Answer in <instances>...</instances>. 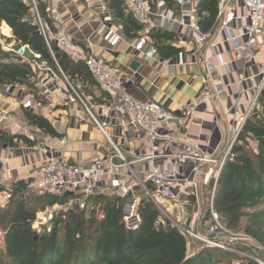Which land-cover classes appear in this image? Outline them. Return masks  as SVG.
I'll return each instance as SVG.
<instances>
[{
    "label": "crops",
    "instance_id": "obj_1",
    "mask_svg": "<svg viewBox=\"0 0 264 264\" xmlns=\"http://www.w3.org/2000/svg\"><path fill=\"white\" fill-rule=\"evenodd\" d=\"M173 1L172 7L168 8L177 19L190 18L197 23L196 8L192 10L188 5L180 6ZM185 1L188 3L191 0ZM47 5V8L56 10L55 18L59 19V23L53 19L56 30L64 29L71 41L89 49L93 55L117 69L132 97L140 101L153 100L172 112H178L197 95L203 72L202 59L207 57L209 61L216 62L214 49L199 47L197 35L179 23L170 22L162 27L158 18L152 17L149 23H142L144 29L137 37L128 38L122 33L119 23L108 14L103 0H54L47 1ZM227 10L239 15L244 13L236 0H230ZM1 28L2 34L9 37V27L2 23ZM151 28L173 33L174 39L166 42L180 48L185 57L195 51V59L179 63L176 54L163 57L147 35ZM109 34L117 35L112 43L107 41ZM151 48L155 49L153 54H150ZM221 50L227 59V48L222 47ZM30 66L34 72L31 88L18 85L0 88V106L6 116L0 123V134L20 135L30 142L14 138V146L0 144V183L11 184L28 179L39 165L50 158L70 162L105 158L111 151L106 136L120 149L136 174L148 169L147 163L141 160L148 149L146 139L130 129L128 115H117L102 107L106 96L96 82H77L87 111L74 96V89L67 84L69 81L61 70H52L44 62L32 61ZM263 66L264 52H261L248 65L237 62L232 68L217 67L211 73V83L223 85L225 90L218 98L201 107L188 120L186 127L178 129L174 122L171 124L169 138L174 144L169 147L168 153L189 152L195 146H200L204 155L214 158L223 153L233 121L246 113L254 94L250 80L240 86L245 91L239 94V77L245 74L259 82ZM26 99L31 100L32 108L22 107L21 102ZM261 103H264V97L260 98L257 110L261 108ZM234 111H238L239 116L233 117ZM89 113L99 123H104L106 136ZM30 114L45 118L54 134L31 124L28 119ZM126 129L129 134L125 133ZM169 160V157L163 158L164 162ZM195 181L197 187L187 185L182 193V198L189 202L190 216L205 205L209 190L200 176ZM196 190L198 197L194 195ZM101 192L112 194L108 187Z\"/></svg>",
    "mask_w": 264,
    "mask_h": 264
},
{
    "label": "trees",
    "instance_id": "obj_2",
    "mask_svg": "<svg viewBox=\"0 0 264 264\" xmlns=\"http://www.w3.org/2000/svg\"><path fill=\"white\" fill-rule=\"evenodd\" d=\"M162 1L169 8L174 4L173 0ZM34 2L40 21L48 27L45 31L48 45L31 0H0V25L5 23L11 31L9 37L2 34L1 38L15 48L21 45L28 48V61H24L0 47V88L14 85L31 88L32 61L44 62L55 71L58 66L73 89L77 88V82L95 83L86 66L72 60L53 39L57 30L47 11V0ZM103 2L126 37L135 38L144 29L126 10L123 0ZM218 3L219 0H198L196 17L200 32L207 33L214 26ZM147 35L163 57L181 51L166 42L174 39L171 32L151 28ZM255 113L245 120L219 173L214 210L223 227L242 232L264 251V103ZM28 119L42 131L54 134L42 116L30 114ZM14 138L28 142L20 135L0 134V144L14 146ZM249 142L255 147L251 148ZM26 190L24 179L12 182L8 189L1 188L9 199L0 204V264H215V260L221 263L223 259L225 264L232 259L256 264L250 258L209 246H200L189 253L186 239L177 229L168 222L165 226L155 225L159 212L145 196L140 200L141 223L136 229L127 230L123 225L121 198L98 192L86 197L83 208L75 203L60 210L51 230L39 233L33 226L39 209L63 205L77 195H25Z\"/></svg>",
    "mask_w": 264,
    "mask_h": 264
},
{
    "label": "built area",
    "instance_id": "obj_3",
    "mask_svg": "<svg viewBox=\"0 0 264 264\" xmlns=\"http://www.w3.org/2000/svg\"><path fill=\"white\" fill-rule=\"evenodd\" d=\"M31 1L37 15L39 29L48 45L45 36L48 27L40 21L35 2ZM123 1L126 10L140 23H149L152 17H157L159 25L162 27H166L170 22H176L180 26L190 28L197 35L199 47L214 49L216 62L209 61L207 57L202 59L203 72L200 75V88L197 95L178 112H172L153 100L140 101L132 97L126 89L123 76L117 69L111 67L103 58L93 55L89 49L71 41L64 29H58L57 33L52 36L57 45L72 60L82 62L96 84L104 91L106 100L102 107L117 115H128L130 129L134 133L142 134L146 139L148 149L142 155L141 160L147 163L148 169L143 173L136 174L120 149L106 136L104 123H99L89 113L91 119L110 143L109 155L105 158L95 157L75 162L50 158L47 162L39 165L31 177L26 179L27 188L39 195L45 193L64 195L67 192L72 195L80 194L83 199L78 205L83 208L87 196L101 192L108 187L114 196L123 200L122 222L127 230L136 229L141 223L139 204L142 196L137 194L140 191L159 212L155 225L165 226L168 222L185 237L187 246L192 240H198L205 246L240 254L239 251L232 248L236 244L235 239L230 235V238L228 235H223L224 233L229 234V231L218 221L214 210V190L222 166L230 155L231 148L236 142L245 120L255 116L260 98L264 97V66L259 73V82H255V77H247L245 74L239 77L237 82L239 94L244 93L245 89L240 86L247 80H250L254 94L249 101L246 113L240 115L238 120L233 121L224 151L218 157L204 155L200 146H195L189 152L173 151L168 153L169 147L174 144V141L169 138V134L173 122L178 129L186 127L188 120L201 107L218 98L225 90L223 85L211 83V73L217 67L232 68L237 62L248 65L257 54L264 52V0H236L244 10L241 15L228 13L227 8L230 0H219L215 24L207 33L200 32L196 21L190 18L177 19L162 0ZM175 1L180 6H190L192 10H195L198 2V0H191L188 3L185 0ZM47 11L52 19L59 23V19L55 18L56 10L50 7L47 8ZM116 37L115 34H109L107 41L112 43ZM1 39L0 37L2 50L12 53L21 60L28 61L26 45L14 48L13 43H2ZM222 47L227 48V59L223 56ZM154 52L155 49L151 48L150 54ZM177 58L179 63L185 62V59L192 62L195 59V51L187 57L183 52H179ZM57 68L60 70L58 66ZM67 84L71 87L69 82ZM74 96L88 111L82 97L75 91ZM21 104L25 109L32 108L30 99L22 101ZM236 116H239L238 111L233 113V117ZM5 117L0 106V123ZM125 133L129 134L130 132L126 129ZM164 157H169L170 160L164 162ZM187 166L188 168L185 170L184 168ZM207 167L209 168L207 169ZM198 176L201 177L204 184L209 186V190L205 205L190 216L188 213L189 202L182 198V193L187 185L197 187L195 178ZM197 190L194 192L195 197H198ZM3 193L7 198L9 197L7 192L1 191L0 200ZM69 202L58 206H47L43 216L51 215L57 208L65 210ZM259 263L264 264V258H261Z\"/></svg>",
    "mask_w": 264,
    "mask_h": 264
},
{
    "label": "rangeland",
    "instance_id": "obj_4",
    "mask_svg": "<svg viewBox=\"0 0 264 264\" xmlns=\"http://www.w3.org/2000/svg\"><path fill=\"white\" fill-rule=\"evenodd\" d=\"M1 27H2V24L0 25V37H1L2 31H3ZM1 40H2V43L6 42L5 39H3V38ZM0 47L2 49L1 44H0ZM8 53H10V52H8ZM74 91L77 92L82 97V99L84 100V96L82 94V91L78 88V86L76 89L74 88ZM248 144L251 148L255 147V144L253 142H249ZM9 186H10V184L0 183V192H1V188L8 189ZM23 193L25 195H39L29 188H27V190L24 191ZM137 194L139 196H143L142 192H140V191H138ZM8 199L9 198H7V196L3 193V195L1 196L0 204L6 203V201ZM82 199L83 198L81 197V195L78 194L77 198L69 200L70 202H69L68 206H66L65 208H68L71 205H74L75 203L79 204L80 201H82ZM45 209H46V206L39 209V211L37 212L36 220L33 223L34 229H36V231L39 233L50 231L52 226H53L54 219L57 218L59 211L62 210V209L57 208V210H55L51 215L49 214V215L44 217L43 212L45 211ZM188 213L189 214L191 213V209L188 210ZM42 217H44V218H42ZM218 221L222 225L219 218H218ZM223 235H226V236L230 235L231 237H233V239H235L236 244L233 245L232 248L236 251H239L240 254H238V255L250 258L253 261H255L256 264H260L259 261L261 260V258H264V251L252 238L246 236L242 232H233V231H229V234L224 233ZM230 236H229V238H230ZM59 237H61V233L59 234ZM1 241H2V233L0 232V243H1ZM200 246H205V245L198 240H192L191 242H189V246H188L189 253H193V251L195 249H198ZM225 259L227 260V258H225ZM215 264H225L224 259L222 260L221 263H218L215 260ZM229 264H243V262L240 261L239 259H232Z\"/></svg>",
    "mask_w": 264,
    "mask_h": 264
},
{
    "label": "water",
    "instance_id": "obj_5",
    "mask_svg": "<svg viewBox=\"0 0 264 264\" xmlns=\"http://www.w3.org/2000/svg\"><path fill=\"white\" fill-rule=\"evenodd\" d=\"M68 195H72V193H70V192H67V193H64V195H63V196H68Z\"/></svg>",
    "mask_w": 264,
    "mask_h": 264
}]
</instances>
